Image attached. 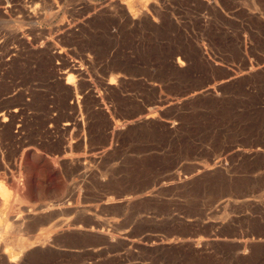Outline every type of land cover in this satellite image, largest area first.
Returning a JSON list of instances; mask_svg holds the SVG:
<instances>
[{"label": "rangeland", "instance_id": "374dc122", "mask_svg": "<svg viewBox=\"0 0 264 264\" xmlns=\"http://www.w3.org/2000/svg\"><path fill=\"white\" fill-rule=\"evenodd\" d=\"M0 118V264H264V0H0Z\"/></svg>", "mask_w": 264, "mask_h": 264}, {"label": "bare ground", "instance_id": "6f19581e", "mask_svg": "<svg viewBox=\"0 0 264 264\" xmlns=\"http://www.w3.org/2000/svg\"><path fill=\"white\" fill-rule=\"evenodd\" d=\"M2 1H4V0H2ZM8 1V0H7ZM10 1V0H9ZM60 1V0H59ZM3 3V2H2ZM5 3V2H4ZM107 3V2H106ZM8 4V3H7ZM48 4V3H47ZM10 5V4H9ZM50 5V4H49ZM52 6V5H51ZM58 6V5H57ZM117 6V5H116ZM40 7V6H39ZM97 7V6H96ZM110 7V6H109ZM117 7H119V6H117ZM47 8V7H46ZM54 8V7H53ZM50 9V8H49ZM97 9V8H96ZM103 11H104V9H103ZM30 13V12H29ZM32 13V12H31ZM99 13V12H98ZM106 13V12H105ZM26 15V14H25ZM87 15V14H86ZM133 15V14H132ZM131 15V16H132ZM30 16V15H29ZM32 16V15H31ZM102 16V15H101ZM26 17V16H25ZM133 17H134V15H133ZM34 18V17H33ZM135 18V17H134ZM69 26V25H68ZM73 27V26H72ZM74 30V29H73ZM72 31V30H71ZM77 33V32H76ZM56 35V34H55ZM19 36V35H18ZM25 36V35H24ZM63 37V36H62ZM57 39V38H56ZM17 40V39H16ZM24 41V40H23ZM32 41V40H31ZM55 41V40H54ZM52 44V43H51ZM50 47V46H49ZM50 49V48H49ZM38 50V49H37ZM42 50V49H41ZM56 52V51H55ZM54 57V56H53ZM177 61H180V60H177ZM80 66V65H79ZM78 66V67H79ZM79 72V71H78ZM208 89V88H207ZM212 89V88H211ZM210 90V89H209ZM196 97V96H195ZM16 110V109H15ZM3 117V116H2ZM1 117V118H2ZM0 118V120H2ZM139 119V118H138ZM137 119V120H138ZM145 119V118H144ZM5 120V119H4ZM4 120H3V122H4ZM2 122V121H1ZM136 122V121H135ZM69 123V122H68ZM2 124V123H1ZM65 125V124H64ZM68 125V124H67ZM2 127V126H1ZM6 127H8V126H6ZM65 128V127H64ZM4 129V128H3ZM61 130V129H60ZM3 131V130H2ZM6 196V195H5ZM121 201V200H120ZM44 208V207H43ZM42 209V208H41ZM29 210V209H28ZM28 210H27V214H29V212H28ZM40 210V209H39ZM38 213V212H37ZM41 213V212H40ZM15 218H16V216H15ZM75 227V226H74ZM201 241H203V240H201ZM195 242V241H194ZM204 243V242H203ZM14 258V257H13ZM11 259V258H10ZM15 261V260H14ZM4 262V261H3Z\"/></svg>", "mask_w": 264, "mask_h": 264}]
</instances>
